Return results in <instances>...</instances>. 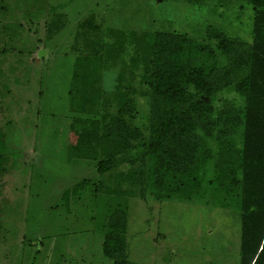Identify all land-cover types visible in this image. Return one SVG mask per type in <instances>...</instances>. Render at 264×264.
Wrapping results in <instances>:
<instances>
[{
    "label": "rangeland",
    "instance_id": "1",
    "mask_svg": "<svg viewBox=\"0 0 264 264\" xmlns=\"http://www.w3.org/2000/svg\"><path fill=\"white\" fill-rule=\"evenodd\" d=\"M54 13L64 28L45 39ZM93 14L103 29L177 32L203 40L214 26L250 42L253 10L240 0H0V264H113L102 245L114 211L127 217L134 264H238L240 216L211 194L191 203L126 199L91 191L99 177L74 159L67 93L77 24ZM119 68L103 75L114 86ZM136 124L148 108L137 102ZM70 135V136H69ZM91 189L63 195L81 180Z\"/></svg>",
    "mask_w": 264,
    "mask_h": 264
},
{
    "label": "trees",
    "instance_id": "2",
    "mask_svg": "<svg viewBox=\"0 0 264 264\" xmlns=\"http://www.w3.org/2000/svg\"><path fill=\"white\" fill-rule=\"evenodd\" d=\"M240 1L253 10L250 42L214 26L196 40L177 32L103 29L93 14L82 19L69 46L76 55L67 93L69 136L74 159L99 177L95 198L103 192L191 203L210 186L211 194L227 198L224 208L239 212L238 264H264V0ZM65 17L53 14L47 41L65 27ZM112 68L119 70L107 90L103 75ZM139 99L148 108L142 127ZM89 183L81 180L63 195L91 189ZM107 217L104 256L134 264L126 215Z\"/></svg>",
    "mask_w": 264,
    "mask_h": 264
},
{
    "label": "water",
    "instance_id": "3",
    "mask_svg": "<svg viewBox=\"0 0 264 264\" xmlns=\"http://www.w3.org/2000/svg\"><path fill=\"white\" fill-rule=\"evenodd\" d=\"M205 101H207V99H205Z\"/></svg>",
    "mask_w": 264,
    "mask_h": 264
}]
</instances>
